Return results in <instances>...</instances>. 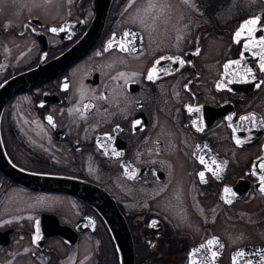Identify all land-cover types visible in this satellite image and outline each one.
<instances>
[{
	"label": "flooded vegetation",
	"instance_id": "obj_1",
	"mask_svg": "<svg viewBox=\"0 0 264 264\" xmlns=\"http://www.w3.org/2000/svg\"><path fill=\"white\" fill-rule=\"evenodd\" d=\"M262 36L264 0H0V264H264Z\"/></svg>",
	"mask_w": 264,
	"mask_h": 264
},
{
	"label": "snow or ice",
	"instance_id": "obj_2",
	"mask_svg": "<svg viewBox=\"0 0 264 264\" xmlns=\"http://www.w3.org/2000/svg\"><path fill=\"white\" fill-rule=\"evenodd\" d=\"M258 23H261L260 18H254V19H249V20L244 21V23L241 25L240 30H238L236 32V34H235L236 35V38H239L241 36V34L244 32L245 29H247L248 34L251 35L255 31V27L254 26H256ZM52 31H56V29L54 28V29H52ZM125 35L128 36V35H131V34H127L126 33ZM120 46H121L122 50H127V47H126V44L125 43H122ZM108 47H112V43H109ZM245 47L246 48H248V47H259L260 48V53L258 54L260 56V60H261L260 68H261L262 71H264V36L260 37L259 40H256L255 38H253L252 40L248 41L245 44ZM232 63H239V61H233ZM228 67H229V65H225V68H228ZM154 71L155 70H151L150 71L149 77H148L149 79H153V72ZM247 71L250 72L251 70L249 69ZM48 119H49V123H51V117H49ZM247 119H249V117H241V120L242 121L247 120ZM139 124H140V121L139 120L135 121V125H139ZM239 142L240 141H237V143H239ZM116 155H120V153L117 152ZM201 163H204L203 158H201ZM213 163H215V161H213ZM260 167L262 169H264V164H261ZM208 171H212L211 167L208 168ZM213 174L214 175H218L219 174V167H217L216 172H214ZM200 176L203 179L204 173L201 172L200 173ZM260 179H261L262 184H264V175H262L260 177ZM261 190L264 191V187H262ZM224 191L226 193H230L231 192V190L228 189V188H225ZM35 239H39V236H36ZM216 243H218V242L215 239L210 240V241L207 242L208 245H213V244H216ZM205 247H206V245L202 244V245H200L199 248L195 249L194 251L198 253L202 249H204ZM212 255L214 257L215 256V253L213 252ZM238 255H241L242 256L243 253H238ZM205 260H207V257H205Z\"/></svg>",
	"mask_w": 264,
	"mask_h": 264
},
{
	"label": "water",
	"instance_id": "obj_3",
	"mask_svg": "<svg viewBox=\"0 0 264 264\" xmlns=\"http://www.w3.org/2000/svg\"><path fill=\"white\" fill-rule=\"evenodd\" d=\"M32 73H33L32 69L26 70L21 73L15 74L14 76H11L5 81H2L0 83V100H2L4 96H6V93L16 90L17 89L16 86L19 84V82L23 79L29 78L30 74ZM123 242L124 239L122 238L120 240V243L123 244ZM122 250H124L125 252V248L122 247ZM120 264H130V257L127 254H122L120 256Z\"/></svg>",
	"mask_w": 264,
	"mask_h": 264
}]
</instances>
